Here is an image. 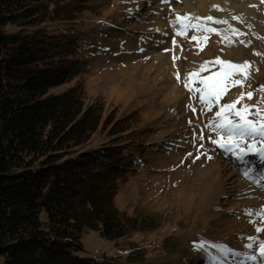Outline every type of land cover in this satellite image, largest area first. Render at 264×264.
I'll return each instance as SVG.
<instances>
[{"label":"rangeland","instance_id":"obj_1","mask_svg":"<svg viewBox=\"0 0 264 264\" xmlns=\"http://www.w3.org/2000/svg\"><path fill=\"white\" fill-rule=\"evenodd\" d=\"M86 2L88 9L72 23L41 25L51 31L58 28L77 33L82 47L79 56L86 64L85 71L72 82L50 92L57 93L79 78L85 85L87 102L101 97L105 112L112 110L115 116L137 113L133 124L139 132L132 140L145 146L142 152H135L139 166L120 184L115 201L120 212L151 216L155 227L115 241L101 238L97 231L86 232L82 235L85 254L94 258L107 255L123 264H205V260L208 264H262L259 244L264 241V231L256 229L264 227V219L255 213L264 209V180L259 179L264 161L249 153L245 157L249 163L245 164L213 145L211 140L220 137L205 125L218 121L215 113L222 105L237 101L241 93L253 95H245L236 103V110L253 106L247 116L253 121L260 119L257 109L264 114V0ZM178 14L212 16L226 23L205 20L217 32L190 28L180 36V25L175 23ZM233 29L239 30L238 36L232 34ZM193 35L201 38L199 44L191 40ZM174 56L178 57L175 61ZM217 57L236 64L250 62L249 74L247 78L240 74L232 77L243 84L229 87L218 104L202 111L199 94L184 87V74ZM220 68L209 64L200 76H210ZM176 73H180V80ZM192 86L201 87L199 80ZM189 104L196 109L195 114ZM225 114L239 121L234 114ZM201 134L204 139L198 138ZM109 139L106 132H98L91 145ZM247 167L253 170L251 179L243 175ZM246 209L253 215H247ZM201 239L226 245L232 251L221 254L209 248L216 257L210 260L193 247V242ZM248 244L252 247H246ZM233 252L255 255L256 260Z\"/></svg>","mask_w":264,"mask_h":264},{"label":"trees","instance_id":"obj_2","mask_svg":"<svg viewBox=\"0 0 264 264\" xmlns=\"http://www.w3.org/2000/svg\"><path fill=\"white\" fill-rule=\"evenodd\" d=\"M86 1L0 0V264H123L85 254L82 235L115 241L155 227L115 201L145 146L132 140L137 113L87 102L79 78L50 92L86 64L77 33L41 25L72 23ZM98 132L110 139L92 146Z\"/></svg>","mask_w":264,"mask_h":264},{"label":"snow or ice","instance_id":"obj_3","mask_svg":"<svg viewBox=\"0 0 264 264\" xmlns=\"http://www.w3.org/2000/svg\"><path fill=\"white\" fill-rule=\"evenodd\" d=\"M212 7L218 8L217 5H213ZM214 21L216 23H226V21L215 20L212 16L207 17H193L191 14H184L183 16L177 15L175 19V23L179 24L180 27L177 31V35L185 36L188 29H196L202 30L205 33H213L217 32V29L212 28L205 24L203 21ZM232 34L235 36L239 35V30L233 29ZM201 38H198L196 35L191 36V40L197 41L198 44ZM225 41L231 42L230 38L224 37ZM203 40H207V36L203 37ZM175 44L176 41L173 40ZM168 51V49H165ZM178 57H173L175 61ZM218 64L221 66L220 71L213 73L207 77H201L200 73L203 72L207 65L209 64ZM250 68V62L245 61L243 64H236L231 61H223L219 57L215 58L214 61L204 62L200 65L199 70H193L191 72L184 74V87L188 89L192 93H198L199 102L204 106L202 111L211 110L214 104H218L220 98L226 93L229 87L242 85L243 80L240 79H232L237 74L242 75L247 78L248 69ZM177 80H180V73H176ZM199 80V84L201 87L193 88V83ZM261 90L264 91V86H261ZM247 95L248 98H251L253 93H241L240 97L237 98V101H234L229 104L222 105L220 110L215 113V117L219 118V120L209 121L205 127L211 128L212 132L216 133L219 139H212L211 143L213 145L218 146L221 149H224L226 152L231 153L241 162L248 164L249 161L245 160V157L249 153H255L259 160L264 161V114L261 113L259 109H257L256 115L260 116L259 120L253 121L247 119L249 115V109L253 106L243 105L242 108L236 110V103L244 98ZM192 98H196L195 95ZM192 112L195 114L196 109L192 107L191 104L187 105ZM235 110V111H233ZM228 114H234L239 117V121L232 120L228 118ZM191 123V121H189ZM199 139H204V135L201 134ZM251 140V143H247L246 141ZM257 142H259L260 146L257 147ZM246 144V146H245ZM189 156L192 154L189 153ZM199 159V157H197ZM252 169L247 167L243 170V175L246 178L251 179ZM260 180H264V173H262L259 177ZM264 187V185H261ZM245 213L247 215H253L252 210L246 209ZM261 219H264V209H261L257 213H255ZM256 231H264V227H258ZM255 239V238H249ZM193 247L196 250H200L206 254L208 259L215 260L216 257L212 256L209 248L216 249L219 253L224 254L229 251H232L226 245L220 243H212L206 240L201 239L198 243L193 242ZM246 247L251 248L252 244L246 245ZM233 255H246L241 253L233 252ZM259 255L264 258V241H260L259 244ZM248 260H256L255 255H246ZM205 264H208V261L205 260ZM242 264V262H241ZM264 264V262H262Z\"/></svg>","mask_w":264,"mask_h":264}]
</instances>
